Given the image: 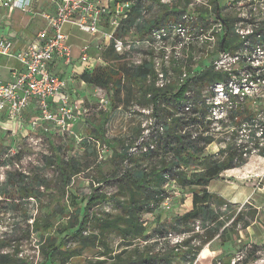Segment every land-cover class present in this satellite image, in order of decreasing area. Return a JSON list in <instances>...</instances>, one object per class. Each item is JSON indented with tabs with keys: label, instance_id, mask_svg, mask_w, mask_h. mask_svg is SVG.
Segmentation results:
<instances>
[{
	"label": "rangeland",
	"instance_id": "rangeland-1",
	"mask_svg": "<svg viewBox=\"0 0 264 264\" xmlns=\"http://www.w3.org/2000/svg\"><path fill=\"white\" fill-rule=\"evenodd\" d=\"M100 1L109 6H112L114 2V0ZM134 1L147 8L146 20L166 14V19L163 20L164 25L176 21L180 13L188 9L190 11L196 9L198 13L201 11L205 17L207 16V21L202 25L198 19L193 17L197 16V12L194 15L190 14L193 17L189 25L190 30L197 35L201 30L204 38L194 42L192 47L181 53L183 56L187 54V59L170 58L167 69L170 72L169 86L181 82L180 75L184 70L193 75V71L199 69L198 66L212 63L220 55L218 45L223 30L218 31L219 22L215 16L214 7L216 9L218 7V12L222 16L232 19L230 21L234 33H236L239 13L242 11L237 10L236 0L231 5L228 3L229 0H218L216 4L214 0ZM171 6H175V9L179 11L178 14L169 12ZM242 9L247 10V5L243 3ZM24 13L25 11H21L22 17L28 21L29 17ZM33 24L36 25L38 31V21H34ZM63 31L67 34L70 46L76 47L77 50L88 43H93L95 46V50L90 49L89 62H80L79 53H77L74 58L76 68H79V65L83 69L87 66L93 68L103 65L102 54L107 48L100 40L99 33L81 31L70 24H65ZM208 34L213 38L205 39ZM147 35V30L144 34H138L136 30H132L123 38L143 40ZM140 48L147 51L152 50L150 47L145 48L141 43ZM6 60V56L0 55V63ZM80 71L81 69H78L77 72ZM71 80L68 85L72 97L75 98L79 96L78 77L73 76ZM141 85V83L135 84L134 92H137ZM87 88L89 89L81 91L82 94L79 97L83 98V102L76 109V118L67 131L56 133L51 129L47 136L40 132L25 136L21 133L12 134L5 126H0V157L3 156V152H8L7 150L14 146L19 152L16 156L5 157V160L0 162V167L2 163L6 165L3 171L0 170V174L3 172L7 176L10 173L24 171L28 179L32 181L33 188L36 187L35 182L38 178L46 182L45 185L38 187L37 197H32L33 199L13 197L0 201V230L2 231L0 255L6 253L10 256L8 262L0 260V264H85L87 259H97L98 251H101L102 247L83 249L80 241L69 238L64 230L70 222L76 223L74 221L76 209L83 208L93 187L105 193L108 200L92 205L89 210L90 215L96 214L102 218H111L122 214L121 207L115 202L116 197L121 196L116 194L118 188L114 177L118 176L124 168H129L133 163L135 164V161L140 160V148L144 146V142L149 137L154 135L157 128L156 119L151 115V107H142L136 103V100L131 101L132 98L137 99L136 95H132L126 102V91L124 90L115 96L113 90L110 89L88 85ZM204 92H202L203 95L209 93ZM239 105L246 111L253 112L255 116L259 114L264 116V85H259ZM105 115H107L106 119H104ZM94 127H97L99 132H96ZM223 136L232 137L233 135L228 132L219 134V137ZM124 145H131L130 151L134 155L126 163L114 156L115 151L119 152ZM261 147L264 148V144ZM218 148V145L212 144L208 146L207 151L216 153ZM66 160H72L73 167L64 166L63 163ZM58 162L63 164L62 169L57 164ZM62 172L66 177L68 176L67 183L62 180ZM101 177L104 181L98 183L97 180ZM218 178V182L229 190V194L225 196L228 202L235 201L227 211L224 207L217 208L214 204L220 216L219 220L224 222L223 226L217 229L216 225L210 223L209 229L205 231L200 228V222L195 221L194 231L189 233L194 236L195 240L191 246L197 247V256L190 263L174 261L173 264H264V157L256 151L247 158L245 164L224 170ZM165 189L167 198L160 202L151 214L142 216L150 221L149 229H152L159 219L161 222H170L174 213H181L190 207V195L187 189L179 188L172 182L166 184ZM164 202L169 205V208L164 206ZM49 213L51 215L47 217ZM238 213H240L238 222L231 223ZM8 216L13 220L8 221ZM30 217L40 221L47 218L51 220L55 242L56 244L62 242L63 245L59 253L53 256L49 253L45 257L41 250V244L44 241L40 239V232L29 224ZM93 225V222L88 223L86 230H83L84 235L91 230H96ZM224 227L225 230H223ZM207 236L211 238L208 239ZM181 237L183 241L189 236ZM107 239L111 249L115 251L121 249L123 241L116 232L108 233ZM171 241H173L172 237L170 244ZM70 249L80 254L65 260Z\"/></svg>",
	"mask_w": 264,
	"mask_h": 264
},
{
	"label": "trees",
	"instance_id": "trees-1",
	"mask_svg": "<svg viewBox=\"0 0 264 264\" xmlns=\"http://www.w3.org/2000/svg\"><path fill=\"white\" fill-rule=\"evenodd\" d=\"M217 1L214 0V3ZM162 6L165 7L164 4ZM214 10L216 18L223 25V34L226 33L222 46L223 34L220 35L219 51L230 52L241 44L239 36L233 32L230 21L232 19L222 16L220 12L218 16L215 7ZM169 12L178 14L179 11L175 6H171ZM164 19L166 14L146 20L142 18L140 8L136 5L128 17L121 21L117 35L124 36L134 29L138 34H144L146 30L148 33L151 27L162 25ZM197 19L203 25L207 21V16L200 11ZM258 30L264 36V20L261 21ZM102 61L103 65H97L91 71H82L79 74L80 80L90 86L113 90L115 96L124 90L126 102L132 95L138 96L131 101L136 100L142 107H151V115L156 119L157 128L154 135L140 148V160L135 161L129 168H124L114 177L118 188L116 194L122 197H116L115 202L121 207L122 214L111 218L90 215L92 205L108 200L105 193L93 187L83 208L76 209L74 217L76 223L70 222L64 227L66 235L80 241L83 249L102 247L101 251H98L97 259H87L85 264H173L174 261L190 263L198 253L197 247L191 246L195 239L192 233H189L194 231L195 221L200 222L202 230L207 231L210 223L219 229L224 222L219 220L220 216L214 204L217 208L224 207L225 211L231 207V203L209 192L206 185L224 170L240 167L247 161L241 150L246 145L242 144L238 148L234 141V133L229 139H225L226 136L219 137L220 133L212 129V120L208 118L212 107L209 101L214 96L211 89L216 83L224 82L228 73L215 69L212 63H206L204 66H198L199 69L193 71V75L187 73V78L174 86H169L168 83L159 88L155 86V71L150 61L143 60L139 65L130 64L126 55L116 53L111 47L103 51ZM137 83L142 85L139 92H134ZM204 91L209 92L208 95H203ZM235 114L244 121L253 122L256 119L253 112L250 113L243 107L236 109ZM106 118L107 115L104 116V119ZM229 118L233 120L234 113H231ZM236 123L234 121V124ZM261 124L264 126V121ZM94 130L99 132L97 127H94ZM212 144L219 146L216 153L207 151L208 146ZM255 147L264 157V148L257 144ZM130 148L131 145L122 146V150L115 151V158L126 163L134 156ZM57 164L61 169L63 164L69 168L72 166V160ZM61 176L67 183L68 176L66 177L63 172ZM102 181L103 177L97 180L98 183ZM170 182L188 190L190 207L181 213H174L170 222H161L159 219L156 225L149 229L150 221L142 216L151 214L160 202L167 198L165 187ZM35 183L36 187L33 188L32 181L26 175L10 173L4 186L0 188V195L3 200L13 197L19 199L37 197L38 187L45 185L46 182L38 178ZM50 215L51 213L46 216ZM239 218L240 213L235 215L231 223L236 224ZM90 222H93L96 230L84 235L83 230H86ZM31 226L40 232V239L44 241L41 250L45 257L49 253L52 256L59 253L63 245L62 242L56 244L49 218L43 221L34 218ZM110 232H116L123 241L119 251L109 247L107 234ZM44 233L46 235H43ZM169 235L189 237L170 244ZM75 252L74 249H70L65 260L80 254ZM9 257L3 254L0 255V260L8 262Z\"/></svg>",
	"mask_w": 264,
	"mask_h": 264
},
{
	"label": "built area",
	"instance_id": "built-area-1",
	"mask_svg": "<svg viewBox=\"0 0 264 264\" xmlns=\"http://www.w3.org/2000/svg\"><path fill=\"white\" fill-rule=\"evenodd\" d=\"M233 1L229 0L228 3L231 5ZM236 2L237 10H242L235 29L241 44L230 52L220 51V55L212 62L215 69L227 72L228 77L224 82L216 83L211 89L214 96L209 101L212 107L208 118L212 120V129L220 134L222 132L235 134L236 146L239 148L240 145L245 144L246 147L241 148L242 155L249 158L256 151L259 152L255 144L259 147L264 144V126L261 124L264 116L256 115V119L249 122L239 119L235 112L236 109H241L242 106L239 105L241 101L249 97L259 85H264V36L258 30L261 21L264 20V0H236ZM32 3L33 0L1 1L3 7L25 12L32 8ZM54 3L53 13H41L45 26L37 31L35 39L24 49L14 52L12 40L0 37V55L13 56L21 65V70L14 73L11 81L0 80V114L3 113L12 121H21L25 110L34 103L36 117L29 122L31 130L25 136L38 132L47 136L51 129L56 133L67 131L76 118L68 97L62 95L66 82L51 68L56 59L62 60L65 65L74 63L67 34L63 31L65 24L74 25L79 30L92 34L99 33L105 48L111 47L116 53L126 55L127 59H130V64L139 65L143 60L153 63L155 86L159 88H163L169 82L170 72L167 69L170 58L187 59V54L183 56L181 53L192 47L194 42L204 38L201 30L197 35L189 28L193 17L197 19V16L190 15L198 12L196 9L192 11L188 9L180 13L179 19L171 23L151 27L143 40H130L117 35L121 21L128 17L136 5L140 8L142 18L147 14V8L135 3L134 0H114L112 6L103 4L100 0H54ZM243 3L247 5L245 11L242 9ZM218 22V31L222 32L223 25L221 21ZM211 38L213 37L208 34L205 39ZM140 43L152 50L140 48ZM90 49L89 44L80 48V62H89ZM135 52L137 56L134 57ZM181 75V81L187 78L185 70ZM57 95L58 101L53 105L50 98ZM231 113H234L233 120L229 118ZM234 121L237 123L234 124ZM229 138L230 136H227L225 139ZM7 151L3 152L0 162L4 161L5 157L19 154L15 146ZM5 167L6 165L2 163L0 170L3 171ZM18 173L26 175L24 171ZM6 178L7 176L2 172L0 188L4 186ZM1 200L3 199L0 195ZM164 206L169 208L166 202ZM33 219L30 217V225ZM7 220L11 221L13 218L8 216ZM196 226L199 228L198 225ZM1 232L0 230V234ZM171 237L173 239L171 244L182 241L181 235H169V241Z\"/></svg>",
	"mask_w": 264,
	"mask_h": 264
},
{
	"label": "crops",
	"instance_id": "crops-1",
	"mask_svg": "<svg viewBox=\"0 0 264 264\" xmlns=\"http://www.w3.org/2000/svg\"><path fill=\"white\" fill-rule=\"evenodd\" d=\"M0 0V37L11 39L13 42V50L19 51L24 49L31 41L35 39L37 33V27L33 24L34 21H38L39 29L45 26V21L41 16V13H53L55 8L54 0H33L32 8L29 11L24 13L25 16H28V21L25 20L22 15L21 11L13 8H6L3 7ZM31 15V17H30ZM91 47V50H95V46L93 43H88ZM81 48V47H80ZM80 48L72 49L73 57L77 56L79 53ZM76 49V50H75ZM90 50V52H91ZM74 52V53H73ZM7 60L4 63H0V80L2 81H11L13 79V75L16 72L21 70V65L17 61V59L13 56H6ZM75 60V59H74ZM17 64H16V62ZM19 64V65H18ZM76 68V62L65 65L62 60L56 59L54 63L51 65L52 70L59 74L66 82L65 89L62 91V95H66L70 101L71 106L76 113V109H78L79 104L83 102V98L79 97L84 90L89 89L87 88L86 83L80 80L79 74L84 71L88 70L91 71L93 68L86 67L83 69L81 65ZM78 69H81L80 72H77ZM83 69V70H82ZM76 72V75H75ZM77 76L79 84L77 85L78 90V97H72L69 88V82L72 81V77ZM90 86V85H88ZM82 91V92H81ZM59 96L50 98V102L55 105L58 101ZM75 101V103H74ZM36 117V110L35 105L32 103L24 112L23 120L21 121H12L8 119L3 113L0 114V126H5L8 131H11L12 134L21 133L23 135L30 133V126L29 122ZM72 124V123H71ZM69 125V127L71 126ZM219 178H214L208 182L206 185V189L217 195L218 197L223 198L228 202L225 196L229 194V190L226 186L222 185V183L218 182ZM236 194V192H233ZM232 202V203H231ZM231 205L235 203V201H230Z\"/></svg>",
	"mask_w": 264,
	"mask_h": 264
},
{
	"label": "water",
	"instance_id": "water-1",
	"mask_svg": "<svg viewBox=\"0 0 264 264\" xmlns=\"http://www.w3.org/2000/svg\"><path fill=\"white\" fill-rule=\"evenodd\" d=\"M217 15L219 16V12H218V7L216 9ZM226 33L223 34L222 39H221V46L223 45L224 39H225Z\"/></svg>",
	"mask_w": 264,
	"mask_h": 264
}]
</instances>
